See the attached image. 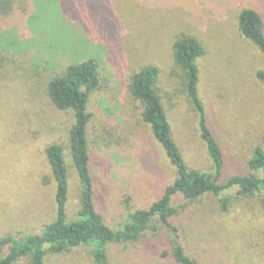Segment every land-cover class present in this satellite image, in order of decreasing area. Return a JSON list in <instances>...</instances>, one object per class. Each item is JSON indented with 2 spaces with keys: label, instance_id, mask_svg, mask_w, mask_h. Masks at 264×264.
<instances>
[{
  "label": "rangeland",
  "instance_id": "374dc122",
  "mask_svg": "<svg viewBox=\"0 0 264 264\" xmlns=\"http://www.w3.org/2000/svg\"><path fill=\"white\" fill-rule=\"evenodd\" d=\"M13 2L15 13L0 22V236L37 233L54 221L56 187L46 159L50 145L64 148L70 218L80 209L81 184L68 144L74 118L71 112L55 109L45 91L48 78L66 62H100L104 83L92 99L93 107L98 110L103 104L104 116L97 113L100 123L108 126L112 121L127 135L129 146L100 149L94 129L98 120L88 130L95 148L91 173L96 205L111 227L122 219L125 198L132 197L136 208L146 207L161 197L173 177L162 147L138 122L128 84L145 64H156L160 88L171 89V45L179 33L199 36L207 50L200 62L201 91L208 122L224 151L225 175L245 172L253 149L264 146V83L256 78L257 72H264V55L241 39L234 26L244 8L264 15V0ZM183 102L176 100V106L169 103L166 108L175 139L192 167L210 172L196 118ZM255 202L234 201L223 212L207 200L200 216L192 208L181 210L178 221L186 249L202 264L264 262V215L258 214ZM205 207L211 214L203 213ZM248 212L259 215L253 231L219 235L220 224H241ZM147 237L142 246L109 248L112 264H175L160 258L170 248L167 230ZM48 262L93 264L90 250L52 256Z\"/></svg>",
  "mask_w": 264,
  "mask_h": 264
},
{
  "label": "trees",
  "instance_id": "16d2710c",
  "mask_svg": "<svg viewBox=\"0 0 264 264\" xmlns=\"http://www.w3.org/2000/svg\"><path fill=\"white\" fill-rule=\"evenodd\" d=\"M13 4V0H0V22L15 10L16 5ZM234 26L241 39L264 55V15L253 8H244ZM206 55L201 38L184 31L175 36L171 45V89L160 88L161 69L156 64H145L130 76L128 96L136 109L138 122L149 129L153 139L162 147L174 174L161 197L146 207L136 208L132 197L125 198L124 214L116 228L111 227L97 209L96 186L91 173L95 148L90 146L88 130L98 120L97 113L104 116L105 109L100 104L96 110L92 100L104 83L101 64L95 59L78 64L66 62L48 78L45 85L47 98L55 109L71 112L74 118L68 144L81 184L80 209L70 218V181L64 148L58 144L50 145L46 149V159L56 187L54 221L37 233L0 236V264H17L22 259H28L29 264H50L49 257L65 256L78 250H90L93 264H112L109 248L114 245L127 248L145 245L149 234L157 237L162 230L170 234V248L160 256L162 261L202 264L184 245L178 221L181 210L192 208L195 216H200L201 204L207 200L219 204L223 212H228L234 201H256L254 205L259 208L258 214L264 215V146L253 149L245 172L229 177L225 175L224 151L208 122L201 91L203 75L200 62ZM256 78L264 83V72H257ZM176 100H184L196 118L200 139L212 164L210 172L192 167L175 139L166 108L169 103H172L171 107L176 106L173 103ZM98 122L94 124L97 132L95 143L100 149L129 146L127 135L120 132L112 121L108 120V126ZM205 209L203 213L211 214L210 209ZM259 215L248 212L241 217L244 219L241 224L227 222L224 227L220 224L219 235L226 236L228 231L232 237L241 230L253 231Z\"/></svg>",
  "mask_w": 264,
  "mask_h": 264
}]
</instances>
